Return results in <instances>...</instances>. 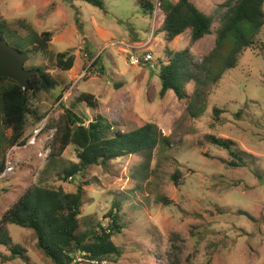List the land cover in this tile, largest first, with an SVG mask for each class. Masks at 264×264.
Listing matches in <instances>:
<instances>
[{
    "label": "rangeland",
    "instance_id": "rangeland-1",
    "mask_svg": "<svg viewBox=\"0 0 264 264\" xmlns=\"http://www.w3.org/2000/svg\"><path fill=\"white\" fill-rule=\"evenodd\" d=\"M102 1L103 8L82 0H0V22L14 31L4 34L9 43L27 47L26 35L51 32L46 53H34L25 68L46 69L59 82L33 99L35 114L27 117L21 143H8L11 132L0 120V231L20 251L6 259L11 253L0 244V264H52L36 248L32 230L1 224L5 211L37 184L66 192L82 185L80 229L85 221L106 225L107 212L118 203L120 232L112 241L121 254L102 264H264V23L236 66L211 82L196 68L215 46L225 0H190L212 17V32L191 43L187 29L168 44L173 51L189 50L194 72L184 86L186 97L178 99L173 90L159 93L157 61L168 62L160 0H152L150 18L137 0ZM153 30L154 40L145 44ZM124 44L133 46L130 54L150 51L156 67L130 64ZM61 51L74 56L72 69L56 66ZM81 92L91 93L97 107L78 102ZM63 107L85 126L102 115L112 125L108 136L150 122L166 140L148 156L124 155L64 180L61 169L75 161V147L56 155L53 135ZM210 134L233 140L252 157L245 156L244 166H229L228 151L210 143ZM72 264L92 263L77 253Z\"/></svg>",
    "mask_w": 264,
    "mask_h": 264
},
{
    "label": "trees",
    "instance_id": "trees-1",
    "mask_svg": "<svg viewBox=\"0 0 264 264\" xmlns=\"http://www.w3.org/2000/svg\"><path fill=\"white\" fill-rule=\"evenodd\" d=\"M82 1L103 8L102 0ZM137 1L142 12L149 18L152 17L154 10L152 0ZM222 5L226 6V10L216 32L215 46L196 68L200 72L203 71L211 82H216L224 71L236 66L243 51L255 44V38L264 23V0H225ZM160 8L164 18L159 30L163 33V52L168 62L157 61L160 66L159 93L164 95L167 90H173L178 99H183L186 97L185 83L194 79L191 57L188 49L173 51L168 44L187 29L190 31V42L198 41L212 32L213 20L190 0L176 2L160 0ZM4 34L12 37L14 31L2 20L0 37L4 38ZM51 37L50 31H43L32 37L26 35L23 41L27 47L19 42L9 43L8 40L7 42L16 48L20 47V51L27 53L30 59L34 53H46L51 44ZM262 53L264 58V50ZM74 60L69 51L55 54V64L63 71L70 70ZM30 68L37 69L38 72L32 74L25 88L9 78L0 76V120L3 127L11 132L7 138L11 145L22 142L27 117L35 114L32 101L36 95L40 91L55 89L59 83L46 69L36 65ZM96 68L101 69L102 66L96 65ZM60 96L61 93L59 98ZM76 100L92 108L97 107L91 93L81 92ZM202 107L199 106L198 109ZM213 112L216 114L218 109L214 108ZM37 119L40 120L41 116ZM109 129H112V125L100 114L85 126L83 120L71 108L63 107L53 135L57 146L56 155L62 153L70 144L75 147V161H70L68 166L61 169L64 180L82 173L91 165L105 164L124 155L148 156L159 143L166 140L161 136L157 126L150 122L138 123L127 132L115 130L111 136L106 134ZM206 139L228 151L231 159L225 162L229 166H244L245 156L252 157L250 153L237 150L235 142L229 138L210 134ZM2 142L1 139L0 147ZM3 169L4 164L0 160V173ZM177 176V172L172 175L173 181L176 182ZM82 203L81 184L76 186L74 192L37 184L27 188L5 211L1 217V224H15L32 230L36 248L50 259L52 264H72L77 253L92 264H102L110 255L119 256L121 251L112 241L113 233L120 232L117 225L118 203L115 202L114 207L107 212L110 221L106 225L85 221L84 229H80ZM0 244L7 246L11 253L6 259L20 253L19 247L12 243L5 230L0 231Z\"/></svg>",
    "mask_w": 264,
    "mask_h": 264
},
{
    "label": "water",
    "instance_id": "water-1",
    "mask_svg": "<svg viewBox=\"0 0 264 264\" xmlns=\"http://www.w3.org/2000/svg\"><path fill=\"white\" fill-rule=\"evenodd\" d=\"M29 55L8 44L0 37V76L17 82L22 88L27 87L29 79L37 69L25 68Z\"/></svg>",
    "mask_w": 264,
    "mask_h": 264
},
{
    "label": "built area",
    "instance_id": "built-area-1",
    "mask_svg": "<svg viewBox=\"0 0 264 264\" xmlns=\"http://www.w3.org/2000/svg\"><path fill=\"white\" fill-rule=\"evenodd\" d=\"M154 31V30H153ZM151 32V34L149 35V39L147 40V42L145 44H148L151 40H153L154 38V32ZM125 46H123L122 50L125 53H128V61L130 64L132 65H141V64H147L149 63L151 68H155V64L153 63V56L151 54L150 51L148 50H144L142 51V53L140 55H134V54H130V48H132V45L129 44H124Z\"/></svg>",
    "mask_w": 264,
    "mask_h": 264
},
{
    "label": "crops",
    "instance_id": "crops-1",
    "mask_svg": "<svg viewBox=\"0 0 264 264\" xmlns=\"http://www.w3.org/2000/svg\"><path fill=\"white\" fill-rule=\"evenodd\" d=\"M160 16H161V22H162V21H163V18H164V14H163L162 11L160 12ZM153 32H154V31H153ZM149 35H150V34H149ZM154 35H155V34H154ZM203 38H204V37H203ZM148 39H149V37H148ZM148 39H147V40H148ZM201 39H202V38H201ZM153 40H154V38H153ZM199 40H200V39H199ZM199 40H198V41H199ZM172 41H173V40H172ZM172 41H171L170 43H172ZM198 41H197V42H198ZM71 69H72V68H71Z\"/></svg>",
    "mask_w": 264,
    "mask_h": 264
}]
</instances>
